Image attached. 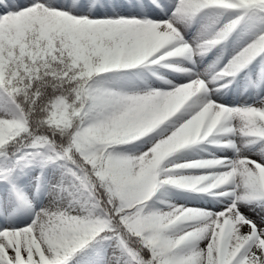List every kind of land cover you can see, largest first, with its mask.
<instances>
[{"label":"snow or ice","instance_id":"obj_1","mask_svg":"<svg viewBox=\"0 0 264 264\" xmlns=\"http://www.w3.org/2000/svg\"><path fill=\"white\" fill-rule=\"evenodd\" d=\"M0 264H264V0H0Z\"/></svg>","mask_w":264,"mask_h":264}]
</instances>
